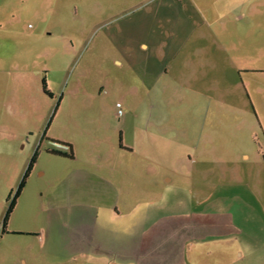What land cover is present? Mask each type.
<instances>
[{"label":"rangeland","instance_id":"1","mask_svg":"<svg viewBox=\"0 0 264 264\" xmlns=\"http://www.w3.org/2000/svg\"><path fill=\"white\" fill-rule=\"evenodd\" d=\"M198 2L205 45H225L226 60L264 64V0ZM107 3L27 0L20 16L1 18L0 221L39 149L10 222L36 225L58 215L82 242L107 230L116 237L119 222H166L173 236H207L214 225L220 240L208 249L218 251L219 264H264V180L258 177L264 176V158L258 157L264 153V130L248 141L249 132L232 131L233 120L211 115L203 130V115L195 112L206 98L180 107L177 94L164 93L163 81L150 92L142 70L113 63L120 59L117 43L95 28L112 8ZM232 74L221 67L223 91ZM201 87L210 86L204 80ZM238 91L245 93L243 85ZM151 106L156 118H164L159 132L148 125ZM161 108L164 116L157 115ZM40 135L43 143L33 153L30 145L22 148L26 138L34 143ZM66 142L73 160L46 153L66 151ZM199 142L210 143L216 162L199 159ZM242 151L252 160L239 159ZM171 170L179 175L167 184L164 176ZM240 199L253 206L240 208ZM106 248L124 251L116 244Z\"/></svg>","mask_w":264,"mask_h":264},{"label":"crops","instance_id":"2","mask_svg":"<svg viewBox=\"0 0 264 264\" xmlns=\"http://www.w3.org/2000/svg\"><path fill=\"white\" fill-rule=\"evenodd\" d=\"M26 1L0 0V27L4 25L3 17L20 16L25 10ZM105 1L112 8L103 13L102 20L95 28L96 31H104L107 39H113L117 43L116 51L120 59L112 60L113 63L119 67L126 65L142 70V75L148 77V80L144 79L142 83L150 92L157 89L163 81L164 93L177 94L180 107L197 105L199 102H205L206 98V104L201 103L198 112H195L203 115L200 126L203 130L210 115L233 120L232 131L249 132L248 141L252 135L258 134L259 128L264 130L262 60H226L229 57H226L228 52L225 45H205L199 23L202 22V9L198 0ZM246 46L248 49L249 42ZM221 67L224 70L230 67L233 72L231 82L225 84L228 89L226 91H223L224 84L220 82ZM204 80L209 84V88L202 89ZM241 85L245 89L244 94L238 91ZM213 87L215 90L211 91ZM206 93L214 95L208 96ZM156 110L149 109V114L154 118L148 117V125L159 132V129L163 128L164 118H156ZM158 111L160 114L157 115L164 116L165 108ZM43 138L42 135L36 137L34 143H30L26 138L22 148L30 145L33 153L42 145ZM235 142H232V145L237 146ZM65 144L72 146L68 142ZM201 144L199 142V146ZM202 146L203 150L198 149L199 159L203 163L216 162L212 159L216 157L214 152L208 151V148L212 147L210 143L205 142ZM258 157L264 158V153L260 152ZM252 158L247 151H242L239 157L244 161H251ZM166 174L164 179L168 181L167 184H174L179 175L177 171L172 170ZM258 177H263L264 180L262 173L258 174ZM260 199L264 202L262 193ZM251 201L240 199L238 204L242 205L240 208H249L253 206ZM113 210L119 214L118 206ZM63 216H66V213ZM58 220V215H54L48 222L36 225L9 221L7 233H3L0 221V264H219L218 251L214 253L213 249H208V246H212L209 244L218 243L220 240L218 234H213L214 225H210L211 234L207 236L196 232L193 235L173 236L170 234V226L165 225L166 222H119L116 237L111 236L107 230L108 234L98 237L95 234L83 237L82 242L71 237V223ZM95 223L97 225L98 222ZM212 223L217 225L219 222ZM227 223L235 225L234 222ZM76 243H82L83 246L77 247ZM108 244L119 245L124 251H109L106 248Z\"/></svg>","mask_w":264,"mask_h":264},{"label":"trees","instance_id":"3","mask_svg":"<svg viewBox=\"0 0 264 264\" xmlns=\"http://www.w3.org/2000/svg\"><path fill=\"white\" fill-rule=\"evenodd\" d=\"M43 86H44V92L46 94L50 95L49 92L47 91L46 81L43 82ZM57 145H60V144H57ZM62 147H64L66 149V151H61L59 149H52L51 148V149H47L46 153L49 155L59 156V157H63V158L69 159V160H73L74 159V153H73L72 147L70 145H62ZM38 155H39V149H37L36 152L34 153L32 159L30 161L29 167H28L27 171L25 172L17 190L12 191L7 198L8 206H7L4 218L2 220L3 233H7V225L9 223V221L11 219V215L15 209L17 200L19 199V197H20V195H21V193H22V191H23V189L27 183V179L29 177V174L32 170L34 163L36 162V160L38 158Z\"/></svg>","mask_w":264,"mask_h":264},{"label":"built area","instance_id":"4","mask_svg":"<svg viewBox=\"0 0 264 264\" xmlns=\"http://www.w3.org/2000/svg\"><path fill=\"white\" fill-rule=\"evenodd\" d=\"M118 107H120V105L118 104ZM121 112V111H120Z\"/></svg>","mask_w":264,"mask_h":264}]
</instances>
